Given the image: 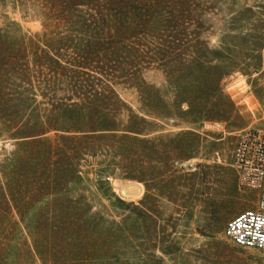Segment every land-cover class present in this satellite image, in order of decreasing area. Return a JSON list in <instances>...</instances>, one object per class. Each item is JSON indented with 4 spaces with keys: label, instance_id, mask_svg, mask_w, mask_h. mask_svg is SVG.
Returning <instances> with one entry per match:
<instances>
[{
    "label": "trees",
    "instance_id": "16d2710c",
    "mask_svg": "<svg viewBox=\"0 0 264 264\" xmlns=\"http://www.w3.org/2000/svg\"><path fill=\"white\" fill-rule=\"evenodd\" d=\"M11 1L31 10L42 37L64 29L53 42L37 35L50 55L38 51V40L0 41V139H16V147L30 150L15 166V180L10 186L6 181L12 206L43 262L127 264L132 256L122 254L120 242H110L121 237L115 220L81 194H70L82 177V156L63 148L51 156L44 134L83 133L61 137L84 141V155L103 152L97 175L118 172L163 194L186 176L179 164L196 155L206 122L240 127L223 80L235 71L246 73L245 40L259 30L255 25L245 32L239 23L252 10L240 8L224 22L213 10L217 0ZM263 41L253 48L257 62ZM149 71L160 72L162 82L148 81ZM121 88L133 90V105L121 97ZM100 175L96 185L106 189ZM3 203L0 197V209ZM231 203L220 204V222L229 218ZM138 214L145 219L146 207Z\"/></svg>",
    "mask_w": 264,
    "mask_h": 264
},
{
    "label": "rangeland",
    "instance_id": "374dc122",
    "mask_svg": "<svg viewBox=\"0 0 264 264\" xmlns=\"http://www.w3.org/2000/svg\"><path fill=\"white\" fill-rule=\"evenodd\" d=\"M213 7L218 19L224 22L235 16L240 8L250 7L252 12L245 14L239 25L245 32H252L255 25L259 30L257 36L245 40L246 56L241 66L246 73L235 71L223 80L225 92L237 107L239 117L235 122L240 127L231 130L226 123L206 122L198 131L196 155L186 160L189 167L182 168L186 176L168 185L163 194H159L156 187L146 191L141 182L126 179L118 172L97 175L98 169L103 166L99 163V160H104L103 152L98 148L97 156L84 155L87 152L84 141L61 137L63 134L79 137L83 133L50 131L44 134V148L51 156L62 148L77 158L82 156V177L75 182L70 194H81L84 200L115 220L121 237L110 242H120L122 254L132 256L127 264H264L261 251L240 248L223 234L229 219L255 208V191L238 184L230 160L238 131L247 126L261 127L264 124V47L260 50L258 62L253 49L264 38V0H217ZM42 31L40 21L32 17L30 9L22 10L11 0H0L1 42L19 44L31 40L37 44L38 40V51L48 53L38 36L53 42L64 29L52 28L45 31L44 37L41 36ZM215 39L213 36L211 43ZM145 77L155 84L163 80L158 71H149ZM83 78L84 74L79 75L77 83H81ZM119 93L133 105V90L121 88ZM58 97L64 96L59 93ZM16 141L0 139V197L4 199L0 209V264H62L43 262L37 256L28 229L12 206L10 187L8 189L6 181L10 186L16 176L13 171L15 166L30 152L26 146L16 147ZM201 174H206V178L197 177ZM99 175L107 182L106 189L96 185ZM108 176L110 180L106 179ZM120 185L125 187L120 190ZM117 198L130 202L131 206L121 208ZM226 201L232 202L228 205L231 213L226 222H220L219 211L225 208L219 206ZM144 206L147 209L145 219L138 214ZM32 216V210H28L25 218L33 228Z\"/></svg>",
    "mask_w": 264,
    "mask_h": 264
},
{
    "label": "built area",
    "instance_id": "2783aa9c",
    "mask_svg": "<svg viewBox=\"0 0 264 264\" xmlns=\"http://www.w3.org/2000/svg\"><path fill=\"white\" fill-rule=\"evenodd\" d=\"M264 111V100L262 103ZM264 120V115H263ZM230 165L240 186L255 191V208L244 210L227 221L223 234L242 248H253L264 255V124L238 131L231 151ZM189 162L179 164L189 167ZM110 180V177H106Z\"/></svg>",
    "mask_w": 264,
    "mask_h": 264
},
{
    "label": "bare ground",
    "instance_id": "6f19581e",
    "mask_svg": "<svg viewBox=\"0 0 264 264\" xmlns=\"http://www.w3.org/2000/svg\"><path fill=\"white\" fill-rule=\"evenodd\" d=\"M130 185H131V184H130ZM137 185L140 186V184H137ZM119 187H120V190H121V189H123V187H125V185H124V186H123V185H120ZM127 193H128V192H127Z\"/></svg>",
    "mask_w": 264,
    "mask_h": 264
},
{
    "label": "crops",
    "instance_id": "0c3cea01",
    "mask_svg": "<svg viewBox=\"0 0 264 264\" xmlns=\"http://www.w3.org/2000/svg\"><path fill=\"white\" fill-rule=\"evenodd\" d=\"M255 206H256V205H255ZM255 206H254V207H255ZM262 254H263V253H262Z\"/></svg>",
    "mask_w": 264,
    "mask_h": 264
}]
</instances>
